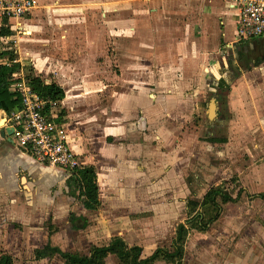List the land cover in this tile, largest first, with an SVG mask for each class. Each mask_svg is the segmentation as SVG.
<instances>
[{
	"label": "crops",
	"instance_id": "crops-1",
	"mask_svg": "<svg viewBox=\"0 0 264 264\" xmlns=\"http://www.w3.org/2000/svg\"><path fill=\"white\" fill-rule=\"evenodd\" d=\"M39 3L31 16L12 22L31 43H17L15 60L23 72L32 67L63 90L53 112L75 153L94 170L99 205L86 210L75 175L40 165L0 134V258L27 264L15 258L27 250L34 263L67 264L58 254L40 253L50 247L88 258L116 239L128 249L173 254L182 226L181 257L151 264H264V202L248 201V195L263 196L264 175L254 188L246 177L230 175L231 150H224L241 146L240 136L244 143L257 137L255 146L264 142V40L236 42L233 0H209L197 35L161 31L167 32L159 34L161 49L153 36L142 48L133 36L123 41L113 32L112 59L100 45L107 38L102 30L75 31L86 49L69 50L66 36L30 20ZM0 47L11 50L3 40ZM116 58L118 72L105 79L101 72ZM8 116L0 111L1 121ZM7 128L4 121L0 133ZM232 181L236 191L227 185ZM240 188L239 201L223 205L217 221L201 231L216 214L202 206L208 193L235 197ZM110 259L124 264L114 255L104 262Z\"/></svg>",
	"mask_w": 264,
	"mask_h": 264
},
{
	"label": "rangeland",
	"instance_id": "rangeland-1",
	"mask_svg": "<svg viewBox=\"0 0 264 264\" xmlns=\"http://www.w3.org/2000/svg\"><path fill=\"white\" fill-rule=\"evenodd\" d=\"M39 2L40 9L30 20L36 19L38 24L46 28L50 34L51 30L55 29L53 33L56 32L66 36L68 42H70L69 44H71L69 50L72 48L74 51L86 49L87 44L84 38L76 36L75 31L84 34L95 29L102 30L107 38L104 42L100 41V45L102 44L101 46L106 51L111 52L109 53L111 59L117 57L115 54L116 47L113 45L111 38L113 32L119 34L123 41H126L129 35L133 36L135 47L139 45L142 48L144 44H147V41L143 40L153 36L156 38V47L161 49V43L164 45V41H161L159 34L167 33L161 32L167 28L170 30L169 35L171 36H180L179 34L182 33L185 35L184 39H186L188 37L186 34H189V36H192V34L197 35L205 21L204 17L209 4V0H39ZM37 6L38 4H36V8ZM165 18L168 21L167 24H165ZM154 20H156L155 25L152 23ZM151 25H154L153 28H151ZM17 33H13L11 41L7 43L8 48L13 52H15L14 49L17 43L18 45L31 46V43L26 41L28 38L26 34L19 35ZM112 52H114V55H112ZM119 65L121 63L117 58L114 59L113 65H105L104 68L109 70L101 72L104 78L106 79L107 74L114 68V72L117 73ZM3 121L0 120V126L4 125ZM256 138L253 137L244 143V138L240 136L241 146H226L224 149L225 152L231 150L230 162L231 166L234 164V167L231 168L230 175L237 174L246 177L245 180L248 181V186L251 188L255 187L254 181L259 183V177L264 175V142L261 146H255ZM258 138L260 139L259 136ZM223 147L221 150H223ZM261 183L264 184L262 180L259 184ZM237 188L238 185L233 187L234 190L232 191H236ZM246 191L249 190L246 188ZM260 196L262 195H248V201L258 197L264 202V193L263 197ZM233 208V206L226 207L229 213L236 215L237 213ZM151 252L153 251L146 252V256H150ZM41 253H43L41 255L49 257L53 255L45 250ZM15 255H19L18 257L15 256L17 260L27 264H62L61 261L53 259L34 263L32 262V253L30 251L27 253V250L22 254L15 253ZM103 264L115 263L110 259Z\"/></svg>",
	"mask_w": 264,
	"mask_h": 264
},
{
	"label": "built area",
	"instance_id": "built-area-1",
	"mask_svg": "<svg viewBox=\"0 0 264 264\" xmlns=\"http://www.w3.org/2000/svg\"><path fill=\"white\" fill-rule=\"evenodd\" d=\"M238 9V44L264 40V0H233ZM36 0H0V30L6 21L13 32H21L13 21L19 22L33 13ZM11 41V37L4 40ZM17 60L7 61L6 66L17 64ZM21 73V74H20ZM13 75V92L21 96L22 104L18 111L11 113L5 125L13 129L10 136L25 155L42 166L75 175L83 170L85 163L75 153L68 139L67 129L59 124L53 112L54 103H48L35 94L22 70Z\"/></svg>",
	"mask_w": 264,
	"mask_h": 264
},
{
	"label": "trees",
	"instance_id": "trees-1",
	"mask_svg": "<svg viewBox=\"0 0 264 264\" xmlns=\"http://www.w3.org/2000/svg\"><path fill=\"white\" fill-rule=\"evenodd\" d=\"M13 32L8 27L5 21L0 30V40H5L8 37H12ZM17 55L12 50H3L0 47V111L10 115L20 109L22 104L21 96L13 92L11 89L13 83V75L21 71L19 64H14L11 67L6 66L7 61L15 60ZM25 77L32 89L40 98L48 103H60L64 100L65 94L63 90L56 84H46V80L40 75H37L32 67H24ZM218 143H224V140H218ZM74 180L76 183V190L79 191V199H81L83 206L86 210H96L99 205L98 201V188L95 181V173L91 168H84L78 171ZM232 183V184H231ZM227 183L231 185L230 190H234V181ZM230 186V187H231ZM243 189H238L237 195L234 197L229 192H221L212 190L206 196L202 206L210 205L215 208L216 214L213 218L207 221L205 225L201 226V231H206L220 216L222 206L225 204H235L239 201ZM263 197V196H262ZM190 205L197 207L196 203L190 202ZM185 235L184 227H180L177 233V239L173 243L175 253L170 254L163 250H155L151 252L150 256H146V253L142 248L134 247L128 249L123 241L116 239L108 247L93 248L90 257H79L71 254H64L57 249L45 248V251L50 254H58L63 260H66L67 264H103L104 260L110 256H116L124 264H151L158 258L162 257L165 260H173L181 257V250L179 244L183 241ZM43 253H40V256ZM0 264H14L10 256L3 254L0 258Z\"/></svg>",
	"mask_w": 264,
	"mask_h": 264
},
{
	"label": "water",
	"instance_id": "water-1",
	"mask_svg": "<svg viewBox=\"0 0 264 264\" xmlns=\"http://www.w3.org/2000/svg\"><path fill=\"white\" fill-rule=\"evenodd\" d=\"M2 137L8 136L10 137L13 134V129L12 128H7L4 131H2L1 133Z\"/></svg>",
	"mask_w": 264,
	"mask_h": 264
},
{
	"label": "bare ground",
	"instance_id": "bare-ground-1",
	"mask_svg": "<svg viewBox=\"0 0 264 264\" xmlns=\"http://www.w3.org/2000/svg\"><path fill=\"white\" fill-rule=\"evenodd\" d=\"M4 122V121H3Z\"/></svg>",
	"mask_w": 264,
	"mask_h": 264
}]
</instances>
